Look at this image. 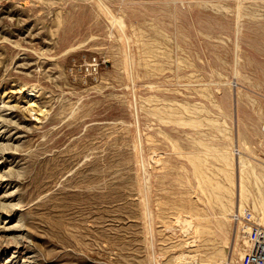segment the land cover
Wrapping results in <instances>:
<instances>
[{
  "label": "rangeland",
  "instance_id": "rangeland-1",
  "mask_svg": "<svg viewBox=\"0 0 264 264\" xmlns=\"http://www.w3.org/2000/svg\"><path fill=\"white\" fill-rule=\"evenodd\" d=\"M263 119L264 0H0V264H240Z\"/></svg>",
  "mask_w": 264,
  "mask_h": 264
},
{
  "label": "built area",
  "instance_id": "built-area-1",
  "mask_svg": "<svg viewBox=\"0 0 264 264\" xmlns=\"http://www.w3.org/2000/svg\"><path fill=\"white\" fill-rule=\"evenodd\" d=\"M262 130L264 131V119L262 121ZM233 217L237 221L244 218L237 213H234ZM244 220L249 245L240 264H264V230L255 226L248 219L245 218Z\"/></svg>",
  "mask_w": 264,
  "mask_h": 264
}]
</instances>
